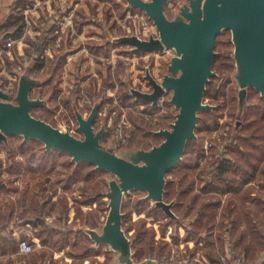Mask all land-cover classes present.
<instances>
[{"label": "rangeland", "instance_id": "obj_1", "mask_svg": "<svg viewBox=\"0 0 264 264\" xmlns=\"http://www.w3.org/2000/svg\"><path fill=\"white\" fill-rule=\"evenodd\" d=\"M184 1L170 0L168 14L173 16ZM7 4L0 8V16L7 14L0 22V84L16 93L20 74L33 65L32 74L42 82L34 86L31 96L47 100L32 108L33 115L62 129L68 125L82 136L77 131L75 107L88 116L99 101L95 126L99 129L107 124L102 137L106 148H151L162 142L163 136L156 131L170 127L178 111L169 103L172 92L153 106L137 99L130 90L151 91L147 68L160 79L175 50L136 52L133 46L115 41L127 34L144 38L158 35L144 11L128 8L126 0H17L10 7V1ZM9 37L15 39L14 45L3 50ZM37 43L45 46L40 54L44 64L39 70L33 62ZM216 50L217 75L211 78L205 93V102L215 107L202 112L200 122L205 127L208 121L211 129L197 132L198 139L189 141L184 158L169 174L172 184L166 188L165 199H175L173 211L179 219H172L154 201L145 200L146 193L141 190L124 198V228L136 239V262L156 259V264H253L264 250V154L255 176L243 171L231 185L209 171L212 148L219 151L225 144L248 150L240 138L264 145L263 137L237 128L238 120L244 125L264 114V95L249 87L246 102L239 107L230 30L219 34ZM63 152L48 151L44 143L35 138L25 141L22 135H9L7 141H0V217L13 214L9 222L0 224V264H113L117 252L107 244L96 246L80 228H101L105 222L109 198L104 193L114 175L101 171L86 179L72 157ZM235 153L222 155L233 162L238 156L244 158L240 152L238 156ZM87 197L96 201L80 202ZM33 199L56 203L55 209L43 208L40 213L56 227L46 246L37 236L43 225L35 228L24 223L25 218L36 214ZM12 238L18 244L28 239L33 251L13 252L10 248L5 253L1 246Z\"/></svg>", "mask_w": 264, "mask_h": 264}, {"label": "water", "instance_id": "obj_2", "mask_svg": "<svg viewBox=\"0 0 264 264\" xmlns=\"http://www.w3.org/2000/svg\"><path fill=\"white\" fill-rule=\"evenodd\" d=\"M128 8L144 11L155 24L158 35L144 38L138 34L116 37L115 41L133 46L136 52H165L175 50L167 64V71L157 79L150 68L146 78L151 91L132 87L130 93L158 106L169 91V103L178 111L170 127L160 128L163 136L151 148L124 145L114 150L102 143L107 124L99 129L95 122L101 102H96L88 116L78 107L75 113L77 131L70 126L62 129L33 115L32 108L47 102L40 96L32 97L34 86L42 80L35 77L33 65L20 74L16 93L8 92L0 84V141L9 135H22L25 141L35 138L48 151L59 150L71 155L72 161L91 163L96 169L114 175L109 180V212L101 228L84 226L96 246L109 245L117 256L113 264H152V260L136 262L133 239L124 228L123 202L134 190L146 193L145 200L154 201L172 219H179L173 211L175 199H165L167 175L184 157L191 139H198L200 114L215 105L205 102V92L212 77L217 75L214 61L218 36L224 30L232 33L236 69L233 74L240 99L248 96L249 87L264 95V0H185L170 16V0H126ZM253 264H264V250Z\"/></svg>", "mask_w": 264, "mask_h": 264}, {"label": "trees", "instance_id": "obj_3", "mask_svg": "<svg viewBox=\"0 0 264 264\" xmlns=\"http://www.w3.org/2000/svg\"><path fill=\"white\" fill-rule=\"evenodd\" d=\"M7 1H10V4L8 6V7H10L11 3L14 4L15 1H17V0H0V8L7 6L8 5ZM6 16H7V14L0 16V22H4ZM21 26L22 27L20 28V30H18L16 33L17 35L22 32V29L25 26V21L22 23ZM44 49H45L44 44L37 43V53L35 54V56L33 58V62L35 64V66H34L35 69L39 70L40 68L43 67L44 62L40 60V57L42 56V54H43L42 52L44 51ZM40 54H41V56H40ZM206 92H207V90H206ZM236 98H238L239 107H242L246 101L240 99L239 92H238V96H236ZM231 115H233V114H231ZM246 118H247V116H246ZM201 120H202V114L200 115L197 132L199 130H202V129H204L205 131H210V129H211L210 123L208 121H206L205 127H201V125H200ZM237 123L239 124L237 128L247 129V130H249L248 132H251V135H254L256 137L261 136L264 138V114L260 115L259 117H257L256 119H254L250 123H245L244 125H242V123H240V120H238ZM242 129H240V130H242ZM262 131H263V133H262ZM257 132H259V134ZM260 132L262 133L261 135H260ZM240 140L242 141V142H240L241 145L242 144L246 145L248 147V150L242 151L241 146L237 147V145H235L234 147H232V146L230 147L229 145H225V144L222 145L218 149L219 151H217L216 147H215V150L213 148L211 150V157L212 158L209 160L211 162L209 171L212 172L214 175L216 174V177L218 175L219 178H225L227 181V184H230V185L233 184L232 180L234 178H237L240 175V173L243 171L245 173L251 172V174L253 176H255L257 171L260 170L259 165H260V162H262V160H263L262 156L264 154V145L262 143H258V142L252 143L250 141V139H247V138H245V139L240 138ZM223 146L225 148L224 149V155L227 152L229 153L232 151V153L236 152L235 154L238 156L237 153L240 152L244 158L238 156V160L233 162V160L231 158L228 159L226 157H223V155L220 156L221 155L220 150H222ZM229 149H230V151H229ZM66 154H68V153H66ZM68 155H70V154H68ZM71 161H72V159H71ZM255 161H256V163H255ZM73 163H75V162H73ZM75 165L79 171H82L81 174L86 179H92L96 176L97 172H101V170L96 169L95 165L88 163V162H85V161H82L79 164L75 163ZM84 169L88 170V172H84ZM172 170L173 169H171L167 175L166 188L169 184H172V181L169 179V174ZM166 193H167V191H165V195H166ZM104 194L107 195L106 192ZM95 201H96V198H94V197L88 198L87 197L85 199H82L80 202L81 203H94ZM32 202H33V205L35 206V209H36L35 213L36 214L34 216H30V217L25 218L24 223H26V222L31 223L35 226V228H37V226H39V223H41L43 225V227L41 229L42 232H40L41 234H39L37 236H39V238H41L42 243H46L49 241V238L53 237L52 235L54 234L53 232H54V229L56 227H54V225L50 226L49 223L46 221L45 217L41 216L40 213L43 210V208L44 209L50 208V210L55 209L56 203L55 202L47 203L48 202L47 199L44 201L33 199ZM79 208H82L81 205H80V207H78V211H81V209H79ZM0 216H3L2 213H0ZM12 217H13V214H10V213L7 215V217L6 216L3 217V219H1L2 217H0V219L2 220L0 222V224H2V222H5V221L9 222L12 219ZM22 217H23V215H22ZM200 221H201V219L199 220L198 223H200ZM5 226H6V224H3L2 228H5ZM80 230L83 231L82 227L80 228ZM138 236H136L135 238H138ZM134 240H136V239H133V244H134ZM186 240H188V238ZM152 241H154V235L152 236ZM165 246L166 245H164L163 247L161 246L159 254L163 253ZM16 248H17V245H16ZM233 254L235 255V258L238 256L236 253H233ZM155 260L156 259L152 260V264H156Z\"/></svg>", "mask_w": 264, "mask_h": 264}, {"label": "built area", "instance_id": "obj_4", "mask_svg": "<svg viewBox=\"0 0 264 264\" xmlns=\"http://www.w3.org/2000/svg\"><path fill=\"white\" fill-rule=\"evenodd\" d=\"M15 39H13L12 37H9V39L6 41V43L3 46V50L9 49L11 46L14 45ZM2 47H0V55H1V49ZM224 146L221 150V155L224 153ZM33 243L31 241H29L28 239H21L19 241V250L22 252H32L33 251Z\"/></svg>", "mask_w": 264, "mask_h": 264}, {"label": "crops", "instance_id": "obj_5", "mask_svg": "<svg viewBox=\"0 0 264 264\" xmlns=\"http://www.w3.org/2000/svg\"><path fill=\"white\" fill-rule=\"evenodd\" d=\"M29 226L31 223H27ZM38 239V238H37ZM2 242V241H1ZM42 243V242H41ZM47 243H42L43 246H46ZM17 245V248H16ZM2 250L6 253L10 248L13 249V252H19V244L17 242V239L12 238L10 240H7L4 242L1 246Z\"/></svg>", "mask_w": 264, "mask_h": 264}, {"label": "flooded vegetation", "instance_id": "obj_6", "mask_svg": "<svg viewBox=\"0 0 264 264\" xmlns=\"http://www.w3.org/2000/svg\"><path fill=\"white\" fill-rule=\"evenodd\" d=\"M183 3H184V2H183ZM183 3H182V4H183ZM182 4H180V5H182ZM180 5H179V7H180ZM178 10H179V8H178L176 11H178ZM176 11H175V12H176Z\"/></svg>", "mask_w": 264, "mask_h": 264}]
</instances>
